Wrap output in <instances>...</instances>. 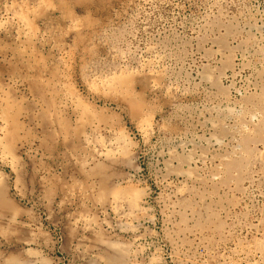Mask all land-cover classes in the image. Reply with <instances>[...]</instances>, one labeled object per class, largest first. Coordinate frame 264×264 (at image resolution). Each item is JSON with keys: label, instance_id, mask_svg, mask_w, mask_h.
Masks as SVG:
<instances>
[{"label": "rangeland", "instance_id": "374dc122", "mask_svg": "<svg viewBox=\"0 0 264 264\" xmlns=\"http://www.w3.org/2000/svg\"><path fill=\"white\" fill-rule=\"evenodd\" d=\"M0 264H264V0H0Z\"/></svg>", "mask_w": 264, "mask_h": 264}, {"label": "bare ground", "instance_id": "6f19581e", "mask_svg": "<svg viewBox=\"0 0 264 264\" xmlns=\"http://www.w3.org/2000/svg\"><path fill=\"white\" fill-rule=\"evenodd\" d=\"M251 27H252V26H251ZM251 29H252V28H251ZM251 47H252V46H251ZM216 50H217V49H216ZM205 78H206V77H205ZM205 78H204V79H205ZM207 78H208V77H207ZM207 78H206V79H207ZM215 102H216V101H215ZM234 102L236 103V101H234ZM226 103H227V102H226ZM229 103H230V100H229ZM238 103H239V102H238ZM236 104H237V103H236ZM226 105H228V104H226ZM230 105H231V104H230ZM237 105H239V104H237ZM222 106H223V105H222ZM231 107H232V106H231ZM233 107H234V106H233ZM241 107H242V106H241ZM225 108L227 109V107H225ZM234 108H235V107H234ZM234 108H233V109H234ZM242 108H243V107H242ZM242 108H241V109H242ZM235 110L237 111L238 108H237V109L235 108ZM233 112H235V111H233ZM249 113H250V112H249ZM219 114H220V113H219ZM224 114H225V113H224ZM230 114H231V113H230ZM232 114H233V113H232ZM235 114H236V112H235ZM233 115H234V114H233ZM207 116H208V115H207ZM212 116H213V115H212ZM225 116H226V115H225ZM229 116H230V115H228V117H229ZM238 116H239V115H238ZM214 117H215V116H214ZM216 117H217V116H216ZM228 117H227V119H228ZM207 120L209 121V122H207V123L209 124V123L211 122V121H210L211 119H210V120L207 119ZM216 120H217V119H216ZM234 120H235V119H234ZM229 121H231V120H229ZM236 121H237V119H236ZM217 123H218V122H217ZM211 124H212V123H211ZM216 128H217V127H216ZM215 139H216V138H215ZM217 141H218V140H217ZM217 141H216V142H217ZM218 142H219V141H218ZM219 143H221V142H219ZM199 154H200V153H199ZM197 155H198V154H197ZM198 157H199V156H198ZM198 157H197V158H198ZM198 160H199V159H198ZM199 161H200V160H199Z\"/></svg>", "mask_w": 264, "mask_h": 264}]
</instances>
